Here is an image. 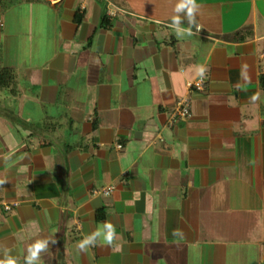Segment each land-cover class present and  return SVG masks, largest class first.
I'll use <instances>...</instances> for the list:
<instances>
[{
    "label": "crops",
    "instance_id": "obj_1",
    "mask_svg": "<svg viewBox=\"0 0 264 264\" xmlns=\"http://www.w3.org/2000/svg\"><path fill=\"white\" fill-rule=\"evenodd\" d=\"M180 2L0 0V260L264 264V0Z\"/></svg>",
    "mask_w": 264,
    "mask_h": 264
},
{
    "label": "clouds",
    "instance_id": "obj_2",
    "mask_svg": "<svg viewBox=\"0 0 264 264\" xmlns=\"http://www.w3.org/2000/svg\"><path fill=\"white\" fill-rule=\"evenodd\" d=\"M197 5L195 0H181V2L177 5L176 11L181 12L185 9L187 10V15L189 17L190 23L193 20V13L196 11ZM180 19L179 17L173 18V24L179 25ZM177 31H181L177 28ZM189 35H191V31L188 30ZM257 97L254 95L253 99ZM5 181L0 180V184L4 183ZM115 227L110 222H104L102 225V230L98 229L91 235L86 236L82 241L79 242L78 247L81 251H86L89 246L95 245L97 238L102 237L104 243L111 245L115 238ZM56 241H52L55 243ZM48 241L47 240H39L36 241L34 244L30 245L28 248V255L26 256V264H37V261L40 258L41 252H44L48 249ZM0 264H16V261L12 257H7L4 260H0Z\"/></svg>",
    "mask_w": 264,
    "mask_h": 264
},
{
    "label": "built area",
    "instance_id": "obj_3",
    "mask_svg": "<svg viewBox=\"0 0 264 264\" xmlns=\"http://www.w3.org/2000/svg\"><path fill=\"white\" fill-rule=\"evenodd\" d=\"M205 81L204 79L200 78L197 79L194 82L188 83V89L189 90H197V91H203L204 90ZM190 116V102L189 98H184L178 103V106L174 113L172 114V117L169 121V127L173 126L174 123L178 120H184L187 119ZM115 190L114 186H110L108 188H105L101 191H96V194H103L104 196H108L112 194Z\"/></svg>",
    "mask_w": 264,
    "mask_h": 264
},
{
    "label": "trees",
    "instance_id": "obj_4",
    "mask_svg": "<svg viewBox=\"0 0 264 264\" xmlns=\"http://www.w3.org/2000/svg\"><path fill=\"white\" fill-rule=\"evenodd\" d=\"M80 19H81V17H78V21H77V22H79V21H80Z\"/></svg>",
    "mask_w": 264,
    "mask_h": 264
}]
</instances>
